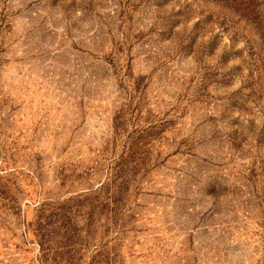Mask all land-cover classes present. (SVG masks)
Returning a JSON list of instances; mask_svg holds the SVG:
<instances>
[{"label":"rangeland","instance_id":"obj_1","mask_svg":"<svg viewBox=\"0 0 264 264\" xmlns=\"http://www.w3.org/2000/svg\"><path fill=\"white\" fill-rule=\"evenodd\" d=\"M0 264H264V0H0Z\"/></svg>","mask_w":264,"mask_h":264}]
</instances>
